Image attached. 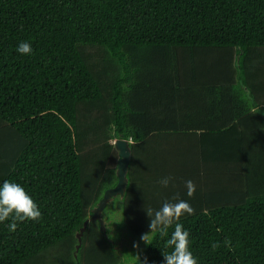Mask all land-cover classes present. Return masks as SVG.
Segmentation results:
<instances>
[{"label": "trees", "instance_id": "obj_1", "mask_svg": "<svg viewBox=\"0 0 264 264\" xmlns=\"http://www.w3.org/2000/svg\"><path fill=\"white\" fill-rule=\"evenodd\" d=\"M262 75L264 0H0V186L20 184L42 212L15 231L0 222V264H124L98 220L77 248L117 183L119 138L131 150L123 229L150 232L146 210L173 197L195 210L132 264H165L175 223L198 264H264ZM169 133L192 136L216 194L141 205L132 167Z\"/></svg>", "mask_w": 264, "mask_h": 264}, {"label": "crops", "instance_id": "obj_2", "mask_svg": "<svg viewBox=\"0 0 264 264\" xmlns=\"http://www.w3.org/2000/svg\"><path fill=\"white\" fill-rule=\"evenodd\" d=\"M160 137H162L160 138L161 144H158L156 140L142 144L144 148L138 152L142 156L138 155L137 163L132 167V172L139 185L135 194H138L140 189L145 190L141 196L145 195L146 198L140 201L141 205L143 202H146L144 206L152 205L155 199L179 195L180 192L183 193V190L187 194L185 182L188 180L195 183L198 191V195L195 191L194 198L203 197V192L210 195L216 194L213 191L217 185L215 183L217 179L214 180V168L209 164L199 162L197 157H194L193 151L190 150L193 146L192 136L169 133V135L161 134ZM158 150H161L160 154L157 153ZM164 177L172 178L166 188L159 183ZM132 205H136V201L130 204Z\"/></svg>", "mask_w": 264, "mask_h": 264}, {"label": "clouds", "instance_id": "obj_3", "mask_svg": "<svg viewBox=\"0 0 264 264\" xmlns=\"http://www.w3.org/2000/svg\"><path fill=\"white\" fill-rule=\"evenodd\" d=\"M17 51L20 54L29 55L33 49L30 43L21 42ZM114 142V141H113ZM171 177H164L160 180L163 187H168L171 182ZM187 195L193 196L196 191L195 183L191 180L185 182ZM176 202L165 201L159 210L153 214L151 209H147V214L150 217L149 229L150 232L143 234L141 239L145 243L150 244V236L154 233H159L162 236L168 235V228L174 222L179 221L184 214H194L193 207L186 201L173 197ZM42 218V212L23 186L12 181H4L0 186V222L11 219L9 231H15L18 223L25 220L39 221ZM227 244L228 241L226 240ZM138 245H134L136 247ZM166 247L172 248L169 252H163L165 264H198V258L195 257L190 250V233L184 230L183 225L175 223L174 232L166 241ZM219 247V243H213L212 248Z\"/></svg>", "mask_w": 264, "mask_h": 264}, {"label": "rangeland", "instance_id": "obj_4", "mask_svg": "<svg viewBox=\"0 0 264 264\" xmlns=\"http://www.w3.org/2000/svg\"><path fill=\"white\" fill-rule=\"evenodd\" d=\"M260 83H262L261 78ZM258 79V80H259ZM121 196L113 197L101 212V218L106 226V235L115 243L122 256L124 264L134 263L147 249L149 243H145L141 237L130 235L126 229L122 228V200ZM148 233V232H146ZM144 233V234H146ZM153 234L150 236V240ZM134 245H138L134 247Z\"/></svg>", "mask_w": 264, "mask_h": 264}, {"label": "water", "instance_id": "obj_5", "mask_svg": "<svg viewBox=\"0 0 264 264\" xmlns=\"http://www.w3.org/2000/svg\"><path fill=\"white\" fill-rule=\"evenodd\" d=\"M247 94L249 95V91H247ZM257 110L260 111V108H257ZM114 144L119 153V159L116 167L117 183L113 187L108 188L104 191L103 196L99 200L98 204L93 208L92 215L84 221L83 226L77 233V238L79 241L77 248L80 245L82 233L84 232L89 221L98 220L100 222L102 231H105L104 221L101 218L102 210L113 197L117 195L123 196L125 193V189L128 183L127 172L131 161L129 141L119 138L114 140Z\"/></svg>", "mask_w": 264, "mask_h": 264}]
</instances>
